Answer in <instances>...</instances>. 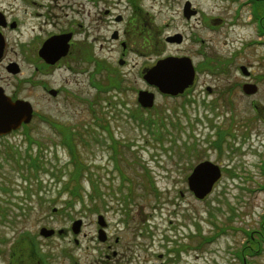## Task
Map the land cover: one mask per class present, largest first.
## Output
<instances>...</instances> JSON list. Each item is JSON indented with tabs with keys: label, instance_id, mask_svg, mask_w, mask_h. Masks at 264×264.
Returning <instances> with one entry per match:
<instances>
[{
	"label": "rangeland",
	"instance_id": "374dc122",
	"mask_svg": "<svg viewBox=\"0 0 264 264\" xmlns=\"http://www.w3.org/2000/svg\"><path fill=\"white\" fill-rule=\"evenodd\" d=\"M31 1L14 7L25 30L20 37L8 34L9 41H31L41 34L43 39L44 32L57 29L61 20L78 27L81 23L77 49L82 70L74 75L63 67L44 79L47 89H65L55 99L45 98L40 85L23 91L37 114L27 128L0 141V248L5 250L0 252V264H102L104 244L96 238L99 203L101 211L108 212L112 245L132 253L137 258L133 264H150L158 254L167 264H243L238 250L249 233H255L254 240L258 231L264 233V36L250 0H34L37 5ZM186 1L198 12L190 21L183 15ZM66 4L70 8L63 12ZM106 10L112 12L110 17ZM120 16L122 23L115 22ZM137 26L150 38L128 45L124 57L110 35L127 28L133 34ZM178 34L184 36L182 44L166 41ZM25 50L33 55L31 46ZM168 56L193 60L194 85L177 98L156 93L155 107L143 110L137 89L147 86L140 73ZM121 59L126 61L123 66ZM206 63L210 65L205 67ZM241 66L248 68L251 78ZM115 75L124 81L121 92L99 94L96 86L110 90ZM246 83L257 85L258 92L244 94ZM141 117L146 122L142 125ZM46 118L80 131L90 141L78 150L92 166V181L101 187V197L96 202V197L87 199L75 209L70 205V217L63 184L69 155ZM107 122L123 144L122 170L142 183L141 173L147 168L160 192L156 198L139 191L135 204L129 205L127 223L120 199L131 183L125 178V186H120L122 178L106 145L111 142L103 133ZM217 133L222 134L223 151L216 150ZM27 155L40 159L38 171L31 170ZM207 160L227 169L212 194L198 200L187 179L197 163ZM82 185L92 191L89 178L84 177ZM78 218L84 219L85 227L76 245L70 221ZM44 227L67 228L70 233L45 239L40 235ZM246 258L247 264H264V252Z\"/></svg>",
	"mask_w": 264,
	"mask_h": 264
},
{
	"label": "flooded vegetation",
	"instance_id": "af4514ba",
	"mask_svg": "<svg viewBox=\"0 0 264 264\" xmlns=\"http://www.w3.org/2000/svg\"><path fill=\"white\" fill-rule=\"evenodd\" d=\"M30 0H0V96H6L8 97L12 102H17L20 100L27 101L35 109V105L32 102V100L27 96L28 93H26V96H24L23 91H28V90H36L38 86H42L44 90V95L46 97L49 96V92L53 90L47 89L44 87L45 85V78L47 76L52 75L55 71L65 67L67 70L70 69L74 75H80L81 72L80 69V58H79V50L77 49V45H81V43H77V37L80 31L84 28L83 25L80 23L79 27L78 24L74 23H69L67 20L63 22L62 20L57 22V29L52 28L50 31H46L47 35L41 38L42 34L39 35L38 37H33V39L30 40H21V38L15 40L14 42H10L8 38V34L11 33H18L19 37L22 34V30L24 29V22H20L18 19V16L15 15V8L17 4L24 6V4H28ZM101 0H98V3ZM33 5H37V2L32 0L31 1ZM65 8L69 9L70 5H65L62 10L64 12ZM20 10V6L18 8V11ZM111 11L106 10L105 15L110 17L111 16ZM68 14L66 15V17ZM123 18L117 17L115 19V22L117 23H122ZM139 21H137L138 23ZM42 29V26H39V30ZM78 29V30H77ZM34 30V29H33ZM86 34V32L82 33ZM55 36H69L70 41H69V52L68 54L62 58L60 61H58L56 64L51 65L45 62L44 59H42L39 55V51L42 48V46L48 41L50 38L55 37ZM110 38L112 39L113 42H116L118 45H121L122 49L126 48L128 45H131L133 42L136 43L138 41H148L150 38L148 34H145L143 29L141 27L137 26L136 30L131 33L129 29H125L123 31L119 30H113ZM38 44L36 41H38ZM41 40V41H40ZM36 42V43H35ZM33 48L34 51H32L33 55H29V51L27 52L25 49H28L29 46ZM33 45H37V47H34ZM135 45V44H134ZM124 52L123 49V56H127V52ZM25 63L28 65L27 68L24 67ZM32 70H31V69ZM80 68V69H79ZM145 69H143L140 73V78L143 75ZM252 76V75H251ZM250 76V78H251ZM145 84V83H144ZM146 86V84H145ZM134 88V87H133ZM58 91L57 97L61 93L65 91V89L60 86L58 89H55ZM144 90H149L152 91L154 88L151 87H146ZM210 90V88L208 89ZM141 91L140 89H137V93ZM211 91V90H210ZM68 92V91H67ZM48 95V96H47ZM4 138H1L0 141H2ZM263 164V163H262ZM227 168V167H226ZM229 170V171H228ZM227 174L230 173V169L228 168ZM141 188H143L141 186ZM71 205V206H70ZM65 208L67 212L69 211V206L72 207L73 204L70 202H66ZM97 207L100 208V212H96V216L103 215L104 216V224H105V233H106V242L104 243V250L101 253V259L102 264H133L134 261H137V258L133 256V254H128V252H123L119 251L115 245H112V236L109 231L110 224L107 221L106 214L108 212H105V214L101 211V206L100 203L97 204ZM125 214V223L128 222L129 220V210L125 212L122 210ZM69 214V213H68ZM74 220H71L70 223L72 224ZM97 237L99 236V232L101 229V226L99 225L97 221ZM85 227V223L83 225ZM83 227V228H84ZM70 231L65 228V233L63 236H68ZM259 237L257 240L255 239L254 241L256 242V245L248 244L247 246H253L255 248V252H264L262 250V242H264V233L259 232ZM120 242L119 238H115V244H118ZM74 243L76 245L79 244V241H76L74 238ZM243 246L242 250L239 249V253L241 257H245L246 253V243ZM242 247V246H241ZM4 249H2L3 251ZM241 250V251H240ZM49 256V254H47ZM12 256H10L11 258ZM13 258V257H12ZM164 262L167 264L166 260H161V254H158V259L151 262L150 264H161V262ZM141 263L143 260L140 261ZM244 263V261L242 260ZM9 264H12L11 262ZM78 264V263H77Z\"/></svg>",
	"mask_w": 264,
	"mask_h": 264
},
{
	"label": "water",
	"instance_id": "95a60500",
	"mask_svg": "<svg viewBox=\"0 0 264 264\" xmlns=\"http://www.w3.org/2000/svg\"><path fill=\"white\" fill-rule=\"evenodd\" d=\"M184 14L190 19L197 12L191 8V3L187 2L184 8ZM69 36H56L50 38L41 48L40 56L51 65L56 64L61 58L65 57L69 51ZM169 42L182 43V36L177 35L168 39ZM121 64L123 62L121 61ZM243 72L248 75L245 67ZM145 80L155 87L159 88L161 93L177 96L183 94L189 88L195 79V68L192 60L188 57H167L157 62V64L147 69L144 76ZM244 91L247 94H255L257 86L246 84ZM51 94L56 95L55 91ZM155 95L149 92H140L139 102L145 108H151L154 105ZM33 118V108L28 102L17 101L13 103L9 98L0 96V136L10 133L21 127L22 124H28ZM221 178V169L212 162H203L199 164L188 178L189 189L198 199H204L213 190L214 185ZM103 218H100L102 226ZM82 221H77L73 225L75 234L81 231ZM41 235L45 238L51 237L55 231L47 228L41 229ZM60 234L63 231L59 232ZM101 241H105V233L100 232Z\"/></svg>",
	"mask_w": 264,
	"mask_h": 264
},
{
	"label": "trees",
	"instance_id": "16d2710c",
	"mask_svg": "<svg viewBox=\"0 0 264 264\" xmlns=\"http://www.w3.org/2000/svg\"><path fill=\"white\" fill-rule=\"evenodd\" d=\"M255 12L257 16L260 17L261 21L263 22L264 26V0H257L256 1V6ZM261 34L264 35V29L261 30ZM116 77V75H115ZM110 88H120V78L119 75L118 77L115 78L114 83ZM100 91L99 94H102L103 91L101 90V87H99ZM107 100V99H106ZM56 123V122H55ZM57 124V123H56ZM62 127V126H61ZM106 130H108L106 128ZM62 136H63V141L65 146L68 148L69 155H70V162L67 165V175L69 176L68 181H66L64 184V191L69 194V197L71 201H83L84 200V187L82 185V179L84 177L89 178L90 182L93 183V188L90 195V198L93 199V197L99 198L101 193L99 192V187L96 185V180L95 184L92 181L93 180V174L91 173V166H89L81 157L79 150H78V144H77V139H76V132L73 131L71 127H62L60 130ZM111 139V146L109 145V148L115 150V154L118 155L119 150H118V145L120 144L119 141H117L112 135H110ZM220 141H222V134H220ZM113 142V143H112ZM116 160H118V156H115ZM40 159L39 158H34L32 159V166L36 171H38L42 166L39 164ZM74 184V186H72ZM131 195V194H130ZM133 201L134 198H129V201ZM127 201V199H126ZM128 202L126 204H128ZM250 239L249 241H251ZM248 250V249H247ZM16 252V250H15ZM248 253V252H247ZM249 253H252L249 251Z\"/></svg>",
	"mask_w": 264,
	"mask_h": 264
}]
</instances>
